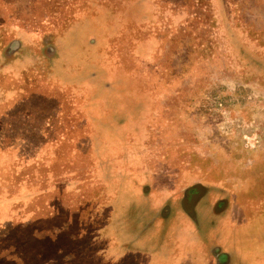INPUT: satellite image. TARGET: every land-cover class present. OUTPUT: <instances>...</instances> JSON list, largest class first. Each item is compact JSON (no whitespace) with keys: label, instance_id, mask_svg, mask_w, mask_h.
I'll return each mask as SVG.
<instances>
[{"label":"rangeland","instance_id":"rangeland-1","mask_svg":"<svg viewBox=\"0 0 264 264\" xmlns=\"http://www.w3.org/2000/svg\"><path fill=\"white\" fill-rule=\"evenodd\" d=\"M0 264H264V0H0Z\"/></svg>","mask_w":264,"mask_h":264}]
</instances>
